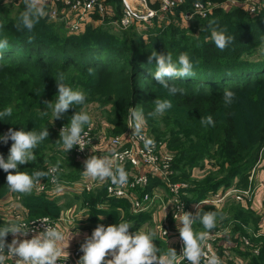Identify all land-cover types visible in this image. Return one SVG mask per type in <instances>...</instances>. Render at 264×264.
Segmentation results:
<instances>
[{"label": "trees", "instance_id": "1", "mask_svg": "<svg viewBox=\"0 0 264 264\" xmlns=\"http://www.w3.org/2000/svg\"><path fill=\"white\" fill-rule=\"evenodd\" d=\"M193 1L185 0L172 15L165 16L163 22L155 18L152 26L151 21L119 28L109 22L111 18L102 20L95 15L83 21L76 31H70L64 21H51L46 16L29 32L17 30L19 16L10 14L14 5L18 10L25 9L24 2L0 0V23L4 25L0 27V39L9 41V48L0 52V111L7 106L13 108L11 117L0 120V136L9 128L38 132L46 126L49 131L47 140L34 150L36 162L18 165V168L29 174L36 170L46 172V162H55L47 151L60 145L55 142L59 132L48 124L51 110L46 109L42 101L55 102L58 89L54 77L63 72L66 84L86 93L84 105L71 106L62 115L61 121L66 124L76 111H84L88 102L96 101L105 107L110 132L119 133L126 127L129 107H142L147 117L156 99L171 101L172 108L164 114L165 128L166 123H170L166 144L175 169L173 177L194 181L189 183L191 193L187 201L200 199L218 187L231 184L246 187L251 168L264 159V55L259 51L264 47V9L250 15L243 6L231 9L217 6L206 18L187 20V27L179 11L188 10ZM210 1L221 3L224 0ZM105 3L113 9L110 16L119 18L121 0H105ZM150 4L156 7V3L150 1ZM212 19L218 22L214 27L226 29L228 35L235 36L223 51L212 42H206L210 30H201ZM152 51L169 52L174 61L181 52L189 55L195 75L168 81L183 88L185 94L170 95L158 84L153 75L155 58L149 61ZM90 67L95 69L94 74H89ZM43 85L42 94L37 96L36 90ZM225 90L236 94L234 102L227 107L223 102ZM44 110L47 116L42 114ZM208 115L213 117L214 127L201 125L200 119ZM151 130H157L161 136L167 131H161L154 124ZM11 143L10 139L7 143L0 140V155L5 159ZM71 161L73 168L67 171L74 168L79 171L67 176L60 172L66 179H74L81 173L79 161L73 157ZM196 165L203 169L200 175L193 171ZM7 174L0 169V199L9 191ZM81 198L88 205L87 219H99L98 216L103 215L101 220L107 222L106 226L130 219L133 222L130 229L136 230L142 223L153 221L151 212L132 213L125 199L107 198L103 188L83 192ZM99 201L107 205L97 207ZM23 203L30 216H57L62 207L49 192L33 191L23 195ZM123 207L126 211L122 213ZM218 210L224 218L218 217L216 228H220L218 221L225 225L230 220L233 222L231 235L257 228L259 215L240 201H229L219 208L203 204L198 212L202 215ZM194 228L204 230L199 221ZM157 237L154 243L162 252L165 241L158 232ZM250 238L259 246L257 253L243 251L239 245L236 250L246 256V264H264V236L252 234Z\"/></svg>", "mask_w": 264, "mask_h": 264}, {"label": "clouds", "instance_id": "2", "mask_svg": "<svg viewBox=\"0 0 264 264\" xmlns=\"http://www.w3.org/2000/svg\"><path fill=\"white\" fill-rule=\"evenodd\" d=\"M46 3L47 0H24L25 10L19 16L16 24L17 30L26 29L31 32L35 25L48 15ZM188 19H191V17L185 20L187 27ZM217 23L215 19L209 20L206 27L201 30H210V37L206 42H212L216 48L223 51L235 40V36L228 35L226 29L214 27ZM3 26L0 23V27ZM29 42H31V38H29ZM8 48V39H0V52ZM259 51L264 55V47H261ZM153 58H155L156 64L153 75L158 84L166 89L170 95L185 94L183 88L170 84L168 81L174 78L184 79L195 75L189 55L181 52L177 60L174 61L172 54L169 52L157 53L152 51L149 61ZM88 72L94 74L95 69L90 67ZM54 79L58 89L55 102L42 101L45 108L51 110V118L48 120V124H53L54 120L60 119L71 106L84 105L86 101L84 91L73 90L65 83L66 77L63 72L58 73ZM43 90L44 85L41 89H37L35 94L40 96ZM235 98L236 94L233 91L225 90L223 92V102L226 107L230 106ZM172 106L170 100L156 99L154 111L148 112L147 117H162ZM128 112L127 126L132 130V135L143 141L145 150L148 152L153 151L156 143L154 139L146 136L147 117L143 108L129 107ZM12 114L13 108L7 106L3 111H0V120L11 117ZM42 114L47 116L48 112L44 110ZM200 123L205 127L215 126L211 115L202 117ZM86 126L89 129L91 128L92 117L87 111H76L71 116L67 126L61 127L59 139L55 142L61 145V150L64 153L71 151L74 146H78L79 150L83 151L91 143V140L88 139L89 133L85 130ZM48 137L49 131L46 126L38 132L9 128L5 135L0 136V140L5 143L9 139L12 141L7 159L0 155V169L8 173L6 181L11 192L30 195L40 183L41 178L50 175L53 183L58 182L56 174L60 170L59 162L47 172L36 170L29 174L18 168V165L36 162L37 157L34 150ZM118 160L119 156L114 150L110 156L91 155L84 161L83 175L100 183L110 181L112 185L122 188L127 185L129 177L125 167L118 164ZM55 191L57 193L62 191L58 183ZM168 204H172V202L170 201ZM167 205L163 209L161 220L166 216L165 209ZM87 215L81 214L78 220L87 217ZM218 217L221 220L224 218L220 210L208 211L202 215L197 212L195 216L189 212L173 216L176 221H179L178 230L183 243L179 256L186 260L188 264H223L222 259L216 253L205 251L211 230L217 226ZM98 218L103 219V215L98 216ZM39 221L45 225L44 230L33 235L30 239H17L18 236L26 237L28 235L30 231L29 223H9L4 227H0V264H5L9 257L15 259V264H58V262H64L69 258L70 241L74 235H79V233L74 234L70 229L67 231L62 230L58 225L55 227L49 226L47 218ZM197 221L202 224L203 231L194 228ZM132 224L133 222L128 221L107 226L98 224L91 235L86 236L84 242L80 245L83 255L79 258L77 264H178V254L174 248L168 247L167 252L161 253L160 248L156 246L154 240L159 239L156 231H135L130 234L129 228ZM161 229L163 228L161 227ZM8 233L13 235L11 243H6L5 238ZM163 233L164 236L167 235L164 229ZM109 256H111V259L107 258Z\"/></svg>", "mask_w": 264, "mask_h": 264}, {"label": "built area", "instance_id": "3", "mask_svg": "<svg viewBox=\"0 0 264 264\" xmlns=\"http://www.w3.org/2000/svg\"><path fill=\"white\" fill-rule=\"evenodd\" d=\"M4 1L17 2L21 0ZM150 1L156 3V7L152 6ZM184 2L185 0H121L119 18L110 16L113 13V9L105 3V0H47L46 11L48 12L49 20L64 21L70 31H76L83 21L91 19L95 15L102 20L106 17L111 18L109 22L112 24L119 28H127L132 24L151 22L155 18L161 19L164 17L163 14L172 13L175 8L182 6ZM217 6H221L224 9L243 6L250 15H253L264 9V0H224L221 3H215L210 0H195L190 4L188 10L181 9L179 13L185 19L188 17L206 18ZM108 125L111 126L110 123ZM63 126L59 127V131ZM85 130L89 133L88 139L91 140V143L83 151H80L78 146H74L71 150L72 157L80 163L81 173L74 179H66L59 172L56 174L58 177L57 183L62 188V192L83 193L103 188L107 198L125 199L132 213L151 212L154 227L158 234L176 248L178 264H188V262L179 256L183 243L178 230L179 221H176L173 216L182 215L183 212H189L195 216L203 204L222 206L229 201L252 202L253 187L249 183L244 188L237 187L234 184L224 188L219 187L218 189L210 190L200 199L187 201L190 184L187 181L173 177L175 169L172 167V156L168 153V149H166L162 140L154 139L156 147L153 151L148 152L144 149L143 141L132 135V130L127 124L122 132L108 135L104 133L96 134L95 131H99V129L93 122L91 128L89 129L86 126ZM145 133L148 138H151L148 135L147 127ZM113 150L119 156L118 164L124 166L128 172V183L122 188L112 185L110 181L100 183L83 175L84 161L89 156H110ZM255 165L250 170L249 179L253 176ZM53 166L56 165L48 164L46 172ZM57 183L52 182L50 175L46 178H41L40 183L33 191L49 192L55 195ZM170 201L172 204H168ZM166 205V216L161 220L163 209ZM85 206L88 208L87 203ZM96 206L104 207L106 204L99 201ZM259 213L258 224L260 225L256 230L251 231L248 229V233L238 232L237 234L240 248L248 249L254 253L258 252L259 246L253 244L250 235L264 236V199ZM9 218H12L14 223H29L30 231L28 235L26 237L18 236L17 239H30L33 235L43 231L45 225L39 220L47 218L49 226L55 227L58 225L60 227V224L65 219L60 213L57 216L49 214L30 216L27 206L20 201L12 204L9 209ZM71 220L74 222L72 216ZM160 223L167 233L166 236H164ZM243 226L245 225L243 224ZM221 231L222 229L220 228L211 230L205 251L216 253L222 259L223 264H246L247 259L244 255L233 253L231 246L227 244H220L219 233ZM5 239L7 240L6 243H11L13 235L8 233ZM84 240L85 238L79 239L72 245L69 249V258L64 262H58V264H77L79 258L83 255L80 245ZM5 264H15V259L9 257Z\"/></svg>", "mask_w": 264, "mask_h": 264}, {"label": "rangeland", "instance_id": "4", "mask_svg": "<svg viewBox=\"0 0 264 264\" xmlns=\"http://www.w3.org/2000/svg\"><path fill=\"white\" fill-rule=\"evenodd\" d=\"M19 2H24V0H21ZM9 4H11V3H9ZM19 5L20 4H18V6ZM9 7H11V5ZM23 9L18 10V8H15V5H14L10 8V14H11V16H15V15L20 16V14L25 10V9L24 10ZM170 14H165V15L163 14L164 17L161 19H158V21L163 22V20L165 19V16H169ZM153 23H154L153 21L150 23L151 26L153 25ZM154 108H155V104H154L153 108L151 109V111H154ZM83 110L87 111L90 114V116L92 117V122L97 125V128L99 129V131H95L96 134H98V133H99L98 135H100V133H104L107 135L111 134L110 126L108 125L109 122L107 121V118H106L104 106H101L96 101H90L84 106ZM165 115H166V112H165ZM50 118H51V112H50L49 119ZM61 119H62V117L60 119L54 120V123L51 124L52 127H54L56 129V131H58V132H59V127L61 125L67 126V124H68V123L66 124V123L62 122ZM152 124L156 125L157 128L160 129L161 131L165 130V129L167 131L164 133V135L161 136V135L157 134V130L155 132L151 130ZM169 127H170V123L167 122L166 128H165L164 115L162 117L151 118L150 121L147 120V128H148V133H149L148 135L153 139L162 140L166 149H167L166 138L169 137V130H168ZM101 128H103V129H101ZM168 153L171 155L170 151H168ZM47 155H53L55 162L47 161L46 163H48V164L53 163V164L57 165V162H59V167H60L59 173L61 172L62 174L67 176L69 173H72V171H74V172L79 171V168L78 169L74 168V169H72L71 172L67 171L69 168H73L72 163H71L72 162L71 161L72 155H71V151L64 153L61 150V145L54 146L53 149L48 150ZM205 161H209L208 158H205ZM199 170L203 171V169L199 168V165L194 166L193 171H195L196 175H200L198 173ZM182 180H184V179H182ZM184 181H187L190 184L194 183L193 179L184 180ZM99 189L101 190V188H99ZM54 198H56V201L58 200L59 202H61V205H60V206H62L61 208H67L66 206H67V204H69L70 199H72L71 204L76 205L77 209L82 207V205H86L85 201H83V199L81 198V195H75V196L72 195V198H71L70 195L68 194L65 196L54 197ZM16 201H20L21 203H23V195L11 192L10 190L7 193H5L2 196V198L0 199V227H4L9 223H14L13 222L14 220L12 218H9V209L11 208L12 204L15 203ZM105 204L107 205L106 202H105ZM124 208L125 207H123L122 213L124 211H126V208L125 209ZM128 209H129V206H128ZM85 211L87 212V210H85ZM85 211L83 210V212H85ZM34 214H37V213H34ZM82 221H83L82 227L85 226L88 229V236L91 235L92 231L94 230V228L98 224H103L105 226L107 224V222L105 223L104 220L95 219V218L94 219L85 218V220H82ZM125 221L132 222L130 219H124L123 221H120V222H125ZM152 223H153V221L151 222L149 220V221L144 222L143 225H140L136 230H131L129 228L130 229L129 233L132 234L135 231L147 232L149 230H152V228H153L151 225ZM220 229H224V231H226L227 226L220 224ZM172 248H174L176 250V248L174 246Z\"/></svg>", "mask_w": 264, "mask_h": 264}, {"label": "crops", "instance_id": "5", "mask_svg": "<svg viewBox=\"0 0 264 264\" xmlns=\"http://www.w3.org/2000/svg\"><path fill=\"white\" fill-rule=\"evenodd\" d=\"M200 169H202L201 166H200ZM201 172H202L201 170L198 171L199 174H201ZM249 184H251V186L253 187L252 202H250V203H247V202L243 203V202H241V203L244 206H246V207L248 205V207H250L254 212H256L259 215L260 214L259 211L261 209V203H262V201L264 199V159H261V160H259L256 163L255 169H254V172H253V176H252L251 179H249ZM67 193L70 195L71 198H72V195L75 196V195H81L82 194V193H79V192H73V193L72 192H67ZM67 193L62 192V191L60 193L55 192L54 197L65 196V195H68ZM189 193H191V192L189 191ZM71 202H72V199L69 200V204H67V206H66L67 208H61L60 211H59V213L62 216L65 217V219L62 222V224H60V229L65 230V231H67V230L70 229V231L72 233H74V234L77 233V232L79 233V235H74L73 236V239L70 241L68 251H69L70 247L72 245H74L79 239H82V238H85L86 236H88V229H87V227H85V226L82 227V224H83V221L82 220H85V218H87V217H82L81 219L78 220V218L81 216V214L87 215L86 214V211H85L87 209L86 208L87 206L82 205V207H80V208L77 209L76 205L71 204ZM213 206H215V205H213ZM222 206H215V207H218L219 208V207H222ZM83 210L85 212H83ZM71 216H72L74 222H72V220L70 221ZM259 217H260V215H259ZM258 221H259V218L257 220V228L260 225V224H258ZM218 222H219L218 223V227L220 226V224L223 225L220 221H218ZM142 225H143V223H142ZM151 225L153 227L152 228V231H156V229L154 227V222ZM225 225L227 226V230L224 231V229H222V231L219 233V241H220V244L221 245L227 244V245L231 246V249H232V252L233 253H235V254H242L241 251L236 250V247L237 248L240 247L239 240H238V237H237L238 232H235L232 235H231V233H229L231 227L233 226V222L231 223L230 220H229ZM156 233H157V231H156ZM229 234H230V237L227 236ZM231 236H232V238H231ZM164 241H165V249L161 253L167 252L168 247H171V248L173 247L171 244H169V242H167L168 240L166 241L164 239ZM238 245H239V247H238ZM242 250L245 251V250H248V249H242ZM107 258L108 259H111V256H109Z\"/></svg>", "mask_w": 264, "mask_h": 264}]
</instances>
